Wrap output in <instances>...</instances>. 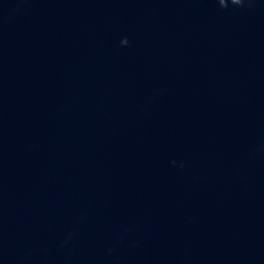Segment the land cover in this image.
<instances>
[{"label":"water","instance_id":"1","mask_svg":"<svg viewBox=\"0 0 264 264\" xmlns=\"http://www.w3.org/2000/svg\"><path fill=\"white\" fill-rule=\"evenodd\" d=\"M0 264H264V0H0Z\"/></svg>","mask_w":264,"mask_h":264}]
</instances>
